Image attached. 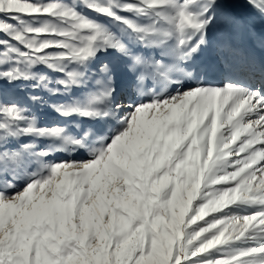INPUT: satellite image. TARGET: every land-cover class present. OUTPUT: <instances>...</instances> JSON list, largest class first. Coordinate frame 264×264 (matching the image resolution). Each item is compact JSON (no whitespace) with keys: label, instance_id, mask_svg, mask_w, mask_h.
<instances>
[{"label":"rangeland","instance_id":"374dc122","mask_svg":"<svg viewBox=\"0 0 264 264\" xmlns=\"http://www.w3.org/2000/svg\"><path fill=\"white\" fill-rule=\"evenodd\" d=\"M241 60L264 0H0V264H264Z\"/></svg>","mask_w":264,"mask_h":264},{"label":"bare ground","instance_id":"6f19581e","mask_svg":"<svg viewBox=\"0 0 264 264\" xmlns=\"http://www.w3.org/2000/svg\"><path fill=\"white\" fill-rule=\"evenodd\" d=\"M214 14V13H213ZM228 49V47H227ZM234 49V48H233ZM240 49V48H239ZM217 50H221V48L219 47V49ZM235 50V49H234ZM242 51V50H241ZM221 52V51H220ZM219 52V53H220ZM224 53V52H223ZM228 53V52H227ZM234 53V52H233ZM226 54V53H225ZM229 55V54H228ZM227 55V56H228ZM241 56V55H240ZM222 57V56H221ZM225 57V56H224ZM239 58V57H238ZM240 59V58H239ZM243 59V58H242ZM187 60V59H186ZM263 60V59H262ZM239 62V60H238ZM189 63V62H188ZM185 68L189 65H187L186 62H183L182 64ZM222 65V64H221ZM236 65V64H235ZM256 65V64H255ZM255 65H251L249 63H246L245 60H241L240 62V66L238 67V72L234 75L231 76V74H227L226 71L223 74V76H219L218 82L213 83V86L219 87L220 84H225L226 88H230V84L233 83V85H244V84H252V83H258V86L256 88L257 90V94L255 95L256 97L259 96V100L258 101H262L264 102V68L258 69V66ZM263 65V64H261ZM193 67V66H192ZM191 67V68H192ZM221 68V67H220ZM190 69V68H189ZM186 70V69H185ZM228 70V69H226ZM204 71V70H203ZM233 71V70H231ZM218 72V71H217ZM202 73V72H201ZM231 73V72H229ZM215 74V73H214ZM221 80L223 83H221ZM216 81V80H215ZM212 86V87H213ZM211 87V88H212ZM220 88V87H219ZM206 90V89H205ZM221 91V90H220ZM246 91V90H245ZM253 93V92H252ZM7 98L9 100H12L13 98H9V96H7ZM13 102V101H12ZM258 106V105H257ZM133 106L132 105H127L126 110L128 109H132ZM136 109V108H135ZM253 110V109H252ZM260 112L262 113L263 116H261V113H258L257 115H255V118L253 117V115L249 116V119H255L254 121H248V125H252L254 123V126H257V129H264V106L262 107V109H259ZM259 112V111H258ZM255 114V113H254ZM134 116V112L131 110L128 114H126L122 119L125 120V122L129 123V120H131ZM244 118V117H243ZM131 122V121H130ZM247 130V129H246ZM255 130V129H254ZM263 131V130H262ZM260 137V136H259ZM261 137L263 138L264 135H261ZM264 139V138H263ZM264 141V140H263ZM263 144V143H262ZM261 159V158H260ZM255 171V170H254ZM261 177V176H260Z\"/></svg>","mask_w":264,"mask_h":264}]
</instances>
